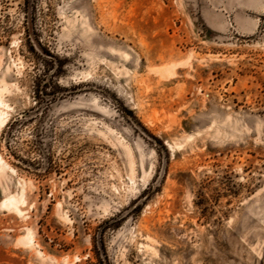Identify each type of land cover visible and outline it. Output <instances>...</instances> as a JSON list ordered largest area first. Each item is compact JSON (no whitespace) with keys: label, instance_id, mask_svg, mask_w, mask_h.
Segmentation results:
<instances>
[{"label":"rangeland","instance_id":"374dc122","mask_svg":"<svg viewBox=\"0 0 264 264\" xmlns=\"http://www.w3.org/2000/svg\"><path fill=\"white\" fill-rule=\"evenodd\" d=\"M0 89V264H264V0H0Z\"/></svg>","mask_w":264,"mask_h":264},{"label":"bare ground","instance_id":"6f19581e","mask_svg":"<svg viewBox=\"0 0 264 264\" xmlns=\"http://www.w3.org/2000/svg\"><path fill=\"white\" fill-rule=\"evenodd\" d=\"M157 70H158V72H161L162 74L167 75V74H169V73L171 74L173 72L174 66L173 65H166V66H163L161 68H157ZM2 92H3V89H0V131H1L2 127L4 126L6 120H7L8 108H9V105L5 102V100L2 97ZM6 166H7V164L5 163V161L3 160V158L0 154V170L4 169ZM12 171H14V170L12 169ZM24 202H25V194L23 192H21L20 194L8 193L5 196V198L3 199V201L1 202V206L5 207L7 209H11L10 211H12V209H13L14 211H16L18 213H22L20 205L24 204ZM32 236H33V232L28 230V233L26 234V236L24 235L23 237L20 238V242H22L23 244L24 243L30 244L33 241Z\"/></svg>","mask_w":264,"mask_h":264},{"label":"trees","instance_id":"16d2710c","mask_svg":"<svg viewBox=\"0 0 264 264\" xmlns=\"http://www.w3.org/2000/svg\"><path fill=\"white\" fill-rule=\"evenodd\" d=\"M98 259H99V262H100L101 264H103V262L106 261V258H101V257H99V256H98ZM105 263H106V262H105Z\"/></svg>","mask_w":264,"mask_h":264}]
</instances>
